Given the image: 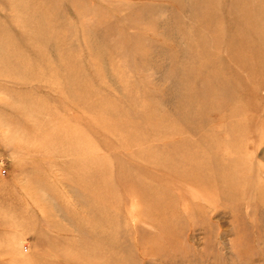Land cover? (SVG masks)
Here are the masks:
<instances>
[{
  "label": "rangeland",
  "instance_id": "obj_1",
  "mask_svg": "<svg viewBox=\"0 0 264 264\" xmlns=\"http://www.w3.org/2000/svg\"><path fill=\"white\" fill-rule=\"evenodd\" d=\"M0 264H264V0H0Z\"/></svg>",
  "mask_w": 264,
  "mask_h": 264
},
{
  "label": "built area",
  "instance_id": "obj_2",
  "mask_svg": "<svg viewBox=\"0 0 264 264\" xmlns=\"http://www.w3.org/2000/svg\"><path fill=\"white\" fill-rule=\"evenodd\" d=\"M5 174H6V170L4 168L2 159L0 158V175H5Z\"/></svg>",
  "mask_w": 264,
  "mask_h": 264
}]
</instances>
